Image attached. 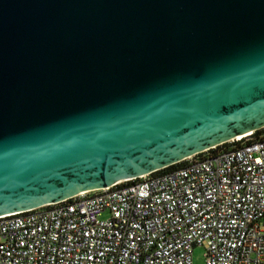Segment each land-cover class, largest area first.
Masks as SVG:
<instances>
[{"label":"water","instance_id":"95a60500","mask_svg":"<svg viewBox=\"0 0 264 264\" xmlns=\"http://www.w3.org/2000/svg\"><path fill=\"white\" fill-rule=\"evenodd\" d=\"M264 125V0H0V215Z\"/></svg>","mask_w":264,"mask_h":264},{"label":"built area","instance_id":"2783aa9c","mask_svg":"<svg viewBox=\"0 0 264 264\" xmlns=\"http://www.w3.org/2000/svg\"><path fill=\"white\" fill-rule=\"evenodd\" d=\"M225 142L1 214L0 264H264V125Z\"/></svg>","mask_w":264,"mask_h":264},{"label":"rangeland","instance_id":"374dc122","mask_svg":"<svg viewBox=\"0 0 264 264\" xmlns=\"http://www.w3.org/2000/svg\"><path fill=\"white\" fill-rule=\"evenodd\" d=\"M203 253H204V247L201 245H196L193 249V260H194V262H198V263L202 262L203 261Z\"/></svg>","mask_w":264,"mask_h":264},{"label":"trees","instance_id":"16d2710c","mask_svg":"<svg viewBox=\"0 0 264 264\" xmlns=\"http://www.w3.org/2000/svg\"><path fill=\"white\" fill-rule=\"evenodd\" d=\"M230 144H231L230 142H225V143H222L221 145H219V147H226V146H228V145H230ZM181 163H182V162H177V163L170 164V165L166 166V167L164 168V170H166V169H170V168H174V167L180 165ZM127 183H129V181H127L126 184H127Z\"/></svg>","mask_w":264,"mask_h":264}]
</instances>
